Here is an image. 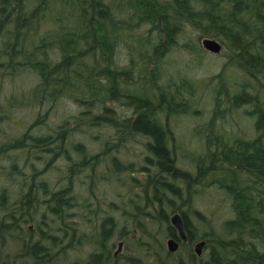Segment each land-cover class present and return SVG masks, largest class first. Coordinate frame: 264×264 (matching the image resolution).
<instances>
[{"label":"rangeland","instance_id":"rangeland-1","mask_svg":"<svg viewBox=\"0 0 264 264\" xmlns=\"http://www.w3.org/2000/svg\"><path fill=\"white\" fill-rule=\"evenodd\" d=\"M222 1L235 16L234 23L241 24L235 32L243 45L246 34L264 35V0H190L191 12L211 10L214 2ZM175 2L160 0L168 5L170 26L176 29L169 49L155 50L167 35L161 36L150 20L141 27L146 35L143 47L122 33L91 48L86 58L94 57L95 62L87 103L63 94L59 86L77 63L73 48L82 40L71 26L51 20L40 30L41 35L51 32L41 55L55 70L51 78L41 70L8 68L10 36L0 32V264H91L100 252L111 253L110 260L100 264H133L134 259L177 264L179 258L187 259L186 245L168 255L169 237L162 236L166 226L145 216L157 210L170 215L174 205L177 210L183 207L180 192L186 180L161 172L149 145L153 137L133 126L144 110L137 111L132 101L139 95L132 80L141 67L156 68L166 97L155 103V114L179 169L194 174L200 165L222 158L224 148L207 141L213 127L229 147L243 148L258 139L264 145L263 76L240 62L239 41L218 26L227 23L179 16ZM236 3L244 7L236 9ZM205 37L217 39L220 51L207 49ZM36 39L31 35L27 42ZM243 92L254 97L253 102L234 101ZM172 98L177 107L166 104ZM82 158L85 166L80 167ZM160 175L167 176L170 185L159 192L154 182ZM208 188H197L194 209L221 224L233 215L231 201ZM59 192L69 199L62 216L54 209ZM189 217L192 228L199 226L203 234L208 221L201 222L193 210ZM121 240L125 243L115 256ZM35 243L45 246L42 252L32 249Z\"/></svg>","mask_w":264,"mask_h":264},{"label":"trees","instance_id":"trees-1","mask_svg":"<svg viewBox=\"0 0 264 264\" xmlns=\"http://www.w3.org/2000/svg\"><path fill=\"white\" fill-rule=\"evenodd\" d=\"M205 1L211 2V0ZM222 3L223 1L214 2L211 10L192 14L191 10L194 7L190 6V0H176L173 9L179 16L194 17L196 21L206 18L215 24L225 22L228 26L222 23H220L222 26L220 24L218 26L229 30L235 40L239 41V34L235 32V28H241V24L239 27L234 23L235 16H231L230 10H225L226 5L223 6ZM241 5V3H236L234 8L237 9ZM243 7L244 5L239 9ZM167 9L168 5L160 4V0H1L0 32H5L10 36L7 43L6 66L19 71L24 69L41 70L46 72L48 78H51L55 70L41 56L44 52L42 50L50 39L51 32L47 29L46 33L41 35L40 30L43 24H47L51 20L55 21L57 25L71 26L78 36L82 37V40L81 44L78 41L73 48V53L78 55L77 63L64 73L59 86H61L60 90L63 94L82 103H87L88 97L92 93V68L95 62L94 57L90 60L86 58L91 48L99 42L104 43L105 40L112 39L122 33L129 37L133 44L143 47L146 35L142 33L141 27L147 20H150L156 25L161 36H164V33L167 35V39L156 46L155 50L169 49L174 44L176 29L170 26L173 17L168 16ZM246 11L252 10L246 7ZM246 11L242 14L247 15ZM236 13L239 12L236 10L234 15ZM216 15H221L222 19L213 18ZM244 29L246 30L245 27ZM259 29L258 31H261ZM261 29L264 31V28ZM31 35H36V41L27 42ZM246 35L248 38H243L244 41L247 40L246 44L243 45L242 41L236 44L241 49L237 57L252 74L259 73L264 80V35ZM155 69L151 66L141 67L132 80L138 85L136 90L139 88L137 92L139 95L133 96L135 98L132 101L137 111L144 109L138 112L133 126L153 137L154 140L149 145L157 155V163L161 172L168 173L173 179L183 176L186 180L184 189L180 192V202L183 207L180 206L177 210L174 209V205L171 213L180 212L182 214L188 233L187 240H181L178 230L171 224L172 214L169 215L164 210H157V214L145 216L149 217L152 222L166 226L162 236L177 237L182 245L180 248L184 245L189 248L187 259L179 258L177 264H264V145L261 144V139L251 144L244 143L245 147L243 148L240 144L237 147H229L218 127L212 126L207 141L210 145H216L220 149L224 148L222 158H215L209 165H200L194 174L179 169L175 166V159L167 146L165 131L155 114L156 102L164 101L166 97L165 93L159 89L160 85ZM253 99L255 98H251L245 92L234 97V101L238 100V103L253 102ZM166 104L168 107H177L175 98ZM261 118V122H263L264 116L262 115ZM261 135L264 137V129ZM74 150H76V146H74ZM83 160L84 158L79 164L80 167L85 166ZM169 185L167 176L160 175L154 182L155 191L159 192ZM171 186L173 190H178L173 184ZM200 186L209 187L208 189L212 187L211 189L214 188V190L225 193L227 199L231 201L230 210L233 215L221 224H216L211 219L207 220L203 212L194 209L193 201L196 190ZM55 196L54 209L58 215L62 216V207L69 203V199L62 192ZM192 210L201 222L208 221L209 223L208 227L206 224L207 229L205 228L206 231L203 234L199 233V226L195 229L192 228L189 217ZM143 231L146 233V230ZM109 232L110 228L103 229L105 236ZM201 240H205L206 244L202 254L198 255L194 244ZM163 246L162 244V249ZM44 247L40 243H35L32 249L42 252ZM179 249L177 252L167 251L168 255L177 254ZM206 251L207 254H205ZM108 255L109 252L95 254L91 264H100L102 256ZM133 264H142V262L140 259H134Z\"/></svg>","mask_w":264,"mask_h":264},{"label":"water","instance_id":"water-1","mask_svg":"<svg viewBox=\"0 0 264 264\" xmlns=\"http://www.w3.org/2000/svg\"><path fill=\"white\" fill-rule=\"evenodd\" d=\"M202 42L204 46L211 51L218 52L221 49L220 42L215 38L205 37L203 38ZM171 224L178 230L180 237L184 240H187L188 233L185 228V221L182 214L176 213L175 215H173L171 218ZM122 245H123V241H121L120 247H122ZM167 245H168V250L170 252H175L179 248V242L174 237H170L167 240ZM204 245H205V241H200L196 244V252L198 255L202 254Z\"/></svg>","mask_w":264,"mask_h":264},{"label":"flooded vegetation","instance_id":"flooded-vegetation-1","mask_svg":"<svg viewBox=\"0 0 264 264\" xmlns=\"http://www.w3.org/2000/svg\"><path fill=\"white\" fill-rule=\"evenodd\" d=\"M136 108V107H135ZM135 114V113H134ZM12 226V225H11ZM173 237V236H172ZM170 238V237H169ZM177 238V237H176ZM121 241H123V240H121ZM121 241L119 242V249H118V251H116L115 252V256H117L118 255V253L122 250V247H123V245H124V241H123V245H122V247H120V243H121ZM182 246V245H181ZM110 258H111V253L109 252V255L108 256H105V257H103L102 256V260H106V259H109L110 260Z\"/></svg>","mask_w":264,"mask_h":264},{"label":"bare ground","instance_id":"bare-ground-1","mask_svg":"<svg viewBox=\"0 0 264 264\" xmlns=\"http://www.w3.org/2000/svg\"><path fill=\"white\" fill-rule=\"evenodd\" d=\"M176 213H180V212H176ZM176 213L172 214V216L175 215ZM180 214H181V213H180ZM172 216H171V218H172ZM179 236H180V235H179ZM174 238H176V237H174ZM180 238H181V237H180ZM168 239H169V238H168ZM176 239H177V238H176ZM177 240H178V239H177ZM181 240L186 241V240H184V239H182V238H181ZM201 241H205V240H201ZM178 242H179V248H180V245H181V244H180V241L178 240ZM199 242H200V241H199ZM205 242H206V241H205ZM197 243H198V242H197ZM197 243H196V244H197ZM196 244H195V251H196ZM205 244H206V243H205ZM204 246H205V245H204ZM179 248H178V249H179ZM203 248H204V247H203Z\"/></svg>","mask_w":264,"mask_h":264}]
</instances>
